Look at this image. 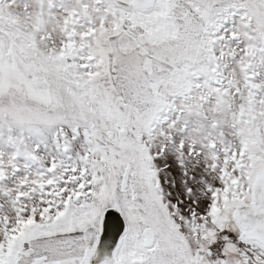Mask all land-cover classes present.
<instances>
[{
	"label": "snow or ice",
	"instance_id": "obj_1",
	"mask_svg": "<svg viewBox=\"0 0 264 264\" xmlns=\"http://www.w3.org/2000/svg\"><path fill=\"white\" fill-rule=\"evenodd\" d=\"M0 264H264V0H0Z\"/></svg>",
	"mask_w": 264,
	"mask_h": 264
}]
</instances>
